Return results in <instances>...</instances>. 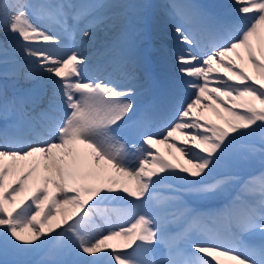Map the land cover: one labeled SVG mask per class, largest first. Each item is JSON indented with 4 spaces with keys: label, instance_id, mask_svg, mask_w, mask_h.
I'll return each mask as SVG.
<instances>
[{
    "label": "snow or ice",
    "instance_id": "6c2138e0",
    "mask_svg": "<svg viewBox=\"0 0 264 264\" xmlns=\"http://www.w3.org/2000/svg\"><path fill=\"white\" fill-rule=\"evenodd\" d=\"M233 3L235 20L171 5L186 47L174 55L178 67L163 104L141 107L142 60L121 55L100 79L90 73L101 69L81 52L106 5L0 0V63H9L11 49L5 75L29 85L3 102L5 115H16L0 133V264H32L28 257L48 244L54 247L41 264H264V176L244 183L251 199L217 213L187 199L236 183L223 169L256 157L264 162V0ZM187 89L193 92L186 99ZM156 122L165 123L162 134L149 131ZM137 136L140 146H129L125 138ZM157 144H167L178 162ZM120 204L128 208L113 206ZM257 233L259 242L246 239ZM118 237L125 243H109Z\"/></svg>",
    "mask_w": 264,
    "mask_h": 264
},
{
    "label": "rangeland",
    "instance_id": "374dc122",
    "mask_svg": "<svg viewBox=\"0 0 264 264\" xmlns=\"http://www.w3.org/2000/svg\"><path fill=\"white\" fill-rule=\"evenodd\" d=\"M30 2L40 3L41 0H30ZM88 3L103 4L106 5V7H103L96 12V16L99 17L102 20V22L101 24L98 23L94 27L95 30L94 29L92 30V38L90 40H86L83 47H81L82 54L88 56L91 63L96 58H102L108 55L113 56L115 59H117V57L120 54L123 55V53L129 54L134 52L135 53L142 52L143 41L147 38H150V42L152 43V46L149 48L150 54L148 55L151 56L152 59L155 61L161 82L158 88V97L159 99L165 98L168 88L171 85L173 79L175 78L176 69L178 67L177 64L175 63L174 55L179 53L186 47L185 45L180 44L178 42V37L174 29L178 25L179 21L177 20V18L173 16V9L171 8V5L173 3H182V2L178 0H109L108 2L107 0L106 1L97 0ZM211 4L214 7H218L217 10L222 12L225 16L231 19L236 18L237 13L235 11V5L233 3V0H212ZM225 6H230V7H225ZM154 16L158 18L154 19L153 18ZM42 26H46V25H42ZM85 26H86V22H82L78 25V29L84 28ZM50 30L53 31L56 35H61V30L56 26L55 27L51 26ZM77 39L78 40L80 39L79 33L77 35ZM2 42H4V36L2 33H0V43ZM99 44L100 46H98ZM10 53H11V49L9 50V54ZM140 56H141L140 60L143 61L142 54ZM8 59H9V63L7 65L0 63V104H3L5 96L9 100H12L13 98H15V96L18 97L17 94H15L16 90L23 91L21 88H23L24 85L26 84L22 82V80L21 82L20 81L13 82L11 79L12 78L11 75H7V76L5 75V71L7 70L10 72L13 67V64L11 62L13 59L12 53L9 55ZM0 60H3L2 56H0ZM92 66L94 67V65ZM100 71H102V69ZM222 72L223 70H221V73L219 74H211V75L213 76L222 75ZM90 74L92 76L94 75L98 76L99 72H92ZM141 74H142L141 71L138 72L137 74L138 79L136 81V84L138 85L139 83L137 82L139 81L140 84L142 83L149 84L150 79ZM98 77L100 78V76ZM105 82H107V80H105ZM124 83H126V81H124ZM214 86L217 85L210 84V87H214ZM149 89L150 86L149 88L147 87L140 90L137 101L139 99L141 100L146 99L149 93L148 91ZM192 92L193 90L191 89L185 90L184 92L185 98L186 99L190 98L192 96ZM229 106H230V102H229ZM12 115H13L12 112H9L7 115H5L3 110H0V133H3L12 124L13 121L9 119V117H12ZM204 115L210 117L216 123H223V121L220 120L218 117H216V115L212 113L211 110L206 109ZM164 127L163 126L159 127L154 133H157L158 135L162 134ZM153 131L154 130H152L151 132ZM177 138L180 140L184 139V137L180 136L179 134H177ZM160 146L161 148L165 147V149L168 151L167 145L163 146L160 144ZM156 147L159 149V151H161V148H159L157 145ZM178 155L179 153H176V156ZM166 158L172 160L173 163L178 162L175 159V157L172 155L168 154ZM257 169H261V171L259 170L258 172ZM255 171H257L261 176H264V162H262L259 159V157L243 160L238 164L234 165L233 167L222 170L221 172L222 175L229 174L236 176L238 178L237 182L232 184L226 190L207 199L193 198V197H187V199L190 202L191 201L199 202V200L200 201L207 200L208 202L218 199L222 200L220 201V204H218L216 207H209L206 209H204L205 207L198 208L201 212H205V213H217L227 207L238 205L241 203V201L251 199V197L247 196L244 193L243 185L246 182V180H249L252 177ZM238 192H240V194ZM241 194H243L244 196L242 197ZM24 195H28V194L27 193L22 194L21 197H18V200L22 199ZM238 197L239 199H237ZM128 199L132 200L131 197H129ZM134 202L138 203V201H134ZM113 206L121 207L124 209H127L128 207L126 204L113 205ZM40 219H43V213L41 214ZM48 226L50 225L46 224V230ZM51 226H54V224ZM218 227L222 230V232L227 233L229 231V225L226 220H221L218 224ZM58 231H60L59 228L56 229V232ZM52 235H55V232L52 233ZM41 239H45V238L42 237ZM246 239H248L250 242H259L260 235L259 233H257L254 236L248 237ZM53 247H54L53 244H48L44 248H42L39 252L28 257V259L32 262V264H41V262L47 258V253L49 252V250L52 249ZM7 258L9 260L13 259L12 256H8ZM3 259H4L3 255H0V260ZM222 259L226 260V258H222ZM226 264H231V262H228L226 260Z\"/></svg>",
    "mask_w": 264,
    "mask_h": 264
},
{
    "label": "bare ground",
    "instance_id": "6f19581e",
    "mask_svg": "<svg viewBox=\"0 0 264 264\" xmlns=\"http://www.w3.org/2000/svg\"><path fill=\"white\" fill-rule=\"evenodd\" d=\"M104 1H106V0H104ZM109 0H107V2H108ZM88 3V2H87ZM100 3V2H99ZM152 8V7H151ZM115 10V9H114ZM117 10H119V9H117ZM153 14V13H152ZM115 15V14H114ZM120 17V16H119ZM125 17V16H124ZM154 19H157L158 17H153ZM125 19V18H124ZM162 22V21H161ZM101 24V23H100ZM158 24V23H157ZM102 26V25H101ZM157 28V27H156ZM95 30V29H94ZM98 30V29H97ZM96 30V31H97ZM105 30V29H104ZM103 31V30H102ZM112 32V31H111ZM96 40H97V38H96ZM145 41V40H144ZM137 44V43H136ZM98 46H100V44L98 45ZM131 46V45H130ZM134 47H136V46H134ZM129 48V47H128ZM132 48V47H131ZM93 49V48H92ZM126 49V48H125ZM101 51V50H100ZM122 51V50H121ZM161 51H163V50H161ZM115 52V51H114ZM132 52V51H131ZM95 53V52H94ZM122 53V52H121ZM135 53V52H134ZM11 54V53H10ZM9 54V55H10ZM128 57H130V58H133V59H137V54H132V55H130V56H128ZM167 57V56H166ZM118 58V57H117ZM163 58V57H162ZM93 61V60H92ZM168 61V60H167ZM92 64V63H91ZM246 67H247V70H248V72H249V74L250 75H253V76H256V72H255V69H253L252 67H251V65L250 64H247L246 65ZM170 68V67H169ZM26 70V69H25ZM91 75V74H90ZM95 76V75H94ZM12 79V81L14 82H17L13 77L11 78ZM123 79H121V81H122ZM21 82V81H20ZM23 82V81H22ZM127 83V82H126ZM137 83H139L137 86H139L140 85V81L139 82H137ZM146 83V82H145ZM125 84V83H124ZM18 86V85H17ZM143 86H145V85H143ZM19 87V86H18ZM29 87V85L28 84H25L24 85V87L23 88H21L22 90H24V89H26V88H28ZM149 88V87H148ZM2 89V88H1ZM3 91V90H2ZM142 92V91H141ZM141 95H143V94H141ZM16 97V96H15ZM12 98V97H11ZM2 117V116H1ZM14 118V117H13ZM3 121V120H2ZM4 125V124H3ZM132 143H133V141H132V139L131 138H128ZM133 144H135V143H133ZM137 145V147H139L140 146V141H138V143L136 144ZM161 145H163V146H165V145H167V144H161ZM157 146L159 147V148H161V146H160V144H157ZM160 153L161 154H163L165 157L166 156H168V151L165 149V147H162L161 148V151H160ZM134 166V165H133ZM121 179H125V180H127V183H128V186L129 187H135V181L134 180H128L127 178H121ZM25 196V195H24ZM207 201V200H206ZM45 211H46V209H45ZM43 215H44V213H43ZM60 219V217H57V220H59ZM57 220H52L51 221V225H55L56 223H57ZM26 234V233H25ZM109 243L110 244H112L113 246H119V245H122L123 243H125V240H124V238L123 237H118V238H116V239H114V240H112V241H109ZM130 251V250H129Z\"/></svg>",
    "mask_w": 264,
    "mask_h": 264
}]
</instances>
